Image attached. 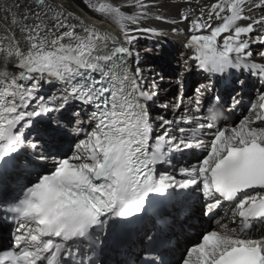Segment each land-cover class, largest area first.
Returning a JSON list of instances; mask_svg holds the SVG:
<instances>
[{"label": "snow or ice", "instance_id": "obj_1", "mask_svg": "<svg viewBox=\"0 0 264 264\" xmlns=\"http://www.w3.org/2000/svg\"><path fill=\"white\" fill-rule=\"evenodd\" d=\"M133 4L146 8L144 0ZM253 8H264V0H218L206 19L201 10L193 28H207L209 34L192 35L188 42L199 69L212 76L248 69L264 77V63L247 62L253 56L264 61V37L251 39L255 28L264 26V16L245 15ZM94 10L111 18L129 45L137 39L133 33L157 34L150 28L128 27L146 11L127 15L107 0ZM0 12V161L8 164L22 149H30L33 158L27 164L33 170L51 164L44 174L37 171L35 182L29 180L21 195L5 202L18 227L14 250L0 254V264H100L97 253L111 232L127 218L144 213L151 195L193 186L213 201L206 215L228 202L238 227L219 223V230L205 232L179 264H264V93L249 116L230 128H219L207 117L185 121L178 115L184 109L181 96L173 105L177 120L160 116V131L154 135L149 102L158 92L145 90L141 69L130 67L133 49L95 25L72 22L71 14L48 0H12L0 6ZM214 19L219 22L215 27ZM257 42L254 53L251 48ZM45 84L58 86L59 92L47 102L39 95ZM211 87L201 84L195 89L198 106L199 97ZM213 100L219 105L221 96ZM73 101L92 109L87 115L91 130L75 144L71 157L56 159L47 151L49 140L66 136L73 122L77 127L72 131L79 134L83 112H69L65 123L54 120L43 127L33 118L66 112ZM233 102L238 103L235 98ZM161 107L167 110L169 105ZM178 121L196 123V128L179 127ZM25 128L36 131L35 139L26 140ZM204 129H215L210 141L201 138ZM189 149H207V154L191 168H180L184 179L157 176L158 164L170 163L172 153ZM149 243L155 245L156 238L149 237ZM142 264L166 262L161 256Z\"/></svg>", "mask_w": 264, "mask_h": 264}, {"label": "rangeland", "instance_id": "obj_2", "mask_svg": "<svg viewBox=\"0 0 264 264\" xmlns=\"http://www.w3.org/2000/svg\"><path fill=\"white\" fill-rule=\"evenodd\" d=\"M65 1L67 2L70 9H73L80 14H82L84 12V10L82 8H80L79 6H77L72 0H65ZM81 2L85 6V8H87L90 12L93 13V15H90V16H94V18H97L101 21L105 20L104 22L107 21L106 23H108V25L119 28L112 21L111 18L106 17V16L102 15L101 13L94 10L95 6H98L99 3L105 2V0H82ZM107 2H109L115 6H120L121 11L127 15H134L140 11H146L147 12V15L142 16L139 19L137 24H129L128 25L129 29H132L135 26L140 27V26H142V22L144 20H147V24H144L145 27H151L154 24H157L160 26L161 25H165V26L168 25V26H170V27H168V32L176 34L179 32V29H181L180 27L179 28L177 27V24L184 21V22L188 23V30L187 31L189 34H191V31L193 33H195V31H197L193 28V21L197 19V17H195L196 14L193 12L192 15H194V16H191V13H189L191 10L189 12L185 11L187 6L192 7V5L189 4V0H144L146 8L143 10L137 9L133 4V0H107ZM175 4H177V5L174 6ZM87 14H90V13L87 12ZM184 15H186L188 17L187 20L182 19V16H184ZM262 16H264V9L262 11ZM148 20H149V22H148ZM212 26L215 27L216 24L212 23ZM154 29L158 30L159 28H154ZM166 32H167V30L165 28V30L163 32L162 31H158V32L155 31V33H159V34H151V33L144 34L142 32L133 33L134 35L137 36L136 42H138V44L141 46L142 49L138 48L139 47L138 45H134L135 40L131 44L133 46V48H136L137 52L142 54V58L145 59V61H147V58L150 59L148 62L153 63L151 66H149L150 68H155L154 65L157 64L158 67L156 66V69H155L156 71L152 72L154 74V76H155L156 72L158 73V70H160L162 73L160 75H163V73H166L165 75L162 76L163 82H164V80H166V81H168L167 86L170 84L171 85L166 89V90H168V92L164 93L161 96V100L165 99L166 96L170 94V90L175 88L174 83L175 82L177 83V80L174 77L173 73H175V72L177 73V71L183 70V68L187 64V60L185 58L180 60V58H181L180 51L183 50L185 53H186V51H188L189 54L186 53L185 57L191 59L190 58L191 51H190V49L185 47L184 43L181 46V50H178L179 49L178 45L181 44V43L177 44L178 43L177 41H179L178 39L175 42L170 37H168V39H164L165 41H170L171 46H168L165 42H157L159 39V35L161 37H163V35ZM207 34H208V32H207ZM262 34H263L262 32L255 30V32L253 34H251L252 40L257 41L258 36H261ZM152 35H158V36L156 38H153V40H152V38H151ZM161 39H163V38H161ZM151 41H153V42H151ZM154 42H156L157 44H155ZM256 44H258V42ZM183 55H184V53H182V56ZM157 57H159V58H157ZM162 59H167L166 61L170 62V63H167L166 61H164ZM179 61L181 63V67L178 66ZM160 65H163V67L159 68ZM164 78H166V79H164ZM192 81H193V84L197 83L195 85L196 87L199 86L198 83L199 84L201 83L199 80H192ZM190 87H191L190 92H192V89L194 87H192V86H190ZM253 88H257V86L253 87ZM258 88H259V86H258ZM260 89H262V88H259V91H260ZM256 90L253 93L254 95L258 91V90L257 91ZM167 101H169V100H167ZM223 102H225V98L223 99ZM225 107H227V105H225ZM246 107H247V105H246ZM51 118H52V116H51Z\"/></svg>", "mask_w": 264, "mask_h": 264}, {"label": "bare ground", "instance_id": "obj_3", "mask_svg": "<svg viewBox=\"0 0 264 264\" xmlns=\"http://www.w3.org/2000/svg\"><path fill=\"white\" fill-rule=\"evenodd\" d=\"M11 2H12V0H0V6H4V5H7V4H10ZM217 2H218V0H189V4H191L192 7H188L187 6L185 11L189 12L191 10L189 12V13H191V16H194V15H192L193 12H194L196 14L195 17H197V19H198L200 17L201 10H203L204 18L206 19L207 18V13L210 10L211 5H213L214 3H217ZM253 2L254 3H259V0H253ZM48 3L51 4L53 7H57L59 9L63 10L66 14H71L72 22H74V23L78 22L80 20H83L86 24L95 25L98 29L111 33L115 38H117V41H118L119 44H123V46L126 47V42L124 41L123 33L121 32V30L119 28L110 26V25H108V23H106L104 21H101V20H99L97 18H94L93 16H90V14H87L86 11H84L82 14H80V13L76 12L75 10L70 9V7L68 6V4H67V2L65 0H48ZM176 5L177 4H175L174 6H176ZM263 9L264 8H253L251 12H245V15L251 16V17H253L255 19H259L262 16ZM0 15H3V13L0 12ZM148 22H149V20H148ZM248 22H250V21H242L240 23L247 24ZM212 23L217 24L219 22L214 19ZM144 24H147V20H144L142 22V26H140V27L135 26L132 29H134V28H141V29H143V28H150V29L159 28L158 30H156V29H154V30L156 32H158V31H162L163 32L165 30V28H166L167 32L163 35V38L164 39H168V37H170L174 42L177 41V39H178L179 41H177L178 42L177 44H179V43L182 44L181 40L185 41V38H187V40H188L189 36H192V35H189V33L187 31L188 30V23H186L184 21H182V22L177 24V27L178 28L180 27L181 29H179V32L176 33V34L168 32V27H170L168 25L167 26H165V25H161L160 26V25L154 24L151 27H145ZM255 30H258L259 32L263 33L261 36H258V37H264V26H257L255 28ZM157 34H159V33H157ZM194 35H199V34H194ZM258 47H259V44L254 43L252 45L251 50L253 52H256ZM186 52L188 53V51H186ZM260 61L262 63H264V61H262L261 59H260ZM168 63H170V62H168ZM192 63H193V60L191 61V64ZM9 70L10 71H16L14 66H10ZM255 74H258V73L255 72ZM197 78H199L200 81L203 82V81H205L207 79V76H205L203 74H200ZM248 78H249V80H254L255 79V78H253L252 75H249ZM245 79L247 80V77H245ZM260 80H261V78H260ZM190 89H191V87H190ZM238 90H239V87L238 88L227 89V91L225 90V91H221V92L218 93L221 96V101H220L219 105H217L216 102H214V106H215L214 109H215L216 112H220V114H218L215 118H211L206 111L198 112L196 114H200V113L206 114V117L207 118H211L210 121L212 123H214L215 125H217V127H219V128H230V127H234V126L239 125V122L245 116H249L248 108H247V111H245V113L243 115H239L238 112H234L231 115H229L227 111H230V109H229L228 106L225 107L226 104H225V102H223V99L225 98V95L228 92H231V93L233 92L234 93V92H237ZM174 91H175V88L171 89L169 96H170V98L175 96L176 100H177L181 96L173 95ZM246 93H247V96L250 95V94H248V90L246 91ZM261 93H264V89L256 94V96L254 97V100H258V98H259ZM165 100H166V98L163 99L162 101L164 102ZM237 108H238V111L246 110V102L245 101L243 102V108L241 107V104L238 105ZM156 111H157V109H156ZM257 111H260V110L257 109ZM222 118L225 119L224 120L225 123L220 124ZM214 131H215V129L212 130V132H214ZM212 132H210V135L205 137L207 139V141H210V139L212 138ZM202 150H203V154L206 155L207 154V149H202ZM193 191L194 190H191L189 193H192ZM197 208H201V206L198 205ZM212 230H214V228H212Z\"/></svg>", "mask_w": 264, "mask_h": 264}, {"label": "trees", "instance_id": "obj_4", "mask_svg": "<svg viewBox=\"0 0 264 264\" xmlns=\"http://www.w3.org/2000/svg\"><path fill=\"white\" fill-rule=\"evenodd\" d=\"M77 6H79L80 8H82L84 11L90 13V15H93L92 12H90L87 8H85V6L82 4V0H72ZM94 17V16H93Z\"/></svg>", "mask_w": 264, "mask_h": 264}]
</instances>
